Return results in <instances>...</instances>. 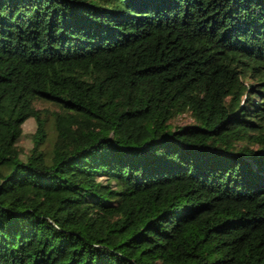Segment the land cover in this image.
<instances>
[{"label": "trees", "instance_id": "obj_1", "mask_svg": "<svg viewBox=\"0 0 264 264\" xmlns=\"http://www.w3.org/2000/svg\"><path fill=\"white\" fill-rule=\"evenodd\" d=\"M0 264H264V0H0Z\"/></svg>", "mask_w": 264, "mask_h": 264}, {"label": "rangeland", "instance_id": "obj_2", "mask_svg": "<svg viewBox=\"0 0 264 264\" xmlns=\"http://www.w3.org/2000/svg\"><path fill=\"white\" fill-rule=\"evenodd\" d=\"M36 109L41 111V115L46 118V130H47V141L42 146L43 150L47 155L50 154L52 149V143L55 137V132L53 131V117L51 112L56 111L58 108L48 102L44 101H36L35 102ZM46 116V117H45ZM174 124L177 126L187 125L190 123H193V119L189 115H181L178 116L174 121ZM35 122L32 118L28 119L22 126V135L21 138L18 141V148L21 150V153L23 155H27L29 153V150L32 147V134L35 130Z\"/></svg>", "mask_w": 264, "mask_h": 264}]
</instances>
